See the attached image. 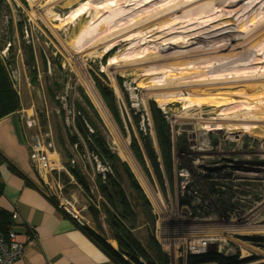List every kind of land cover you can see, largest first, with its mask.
Masks as SVG:
<instances>
[{
  "label": "rangeland",
  "instance_id": "obj_1",
  "mask_svg": "<svg viewBox=\"0 0 264 264\" xmlns=\"http://www.w3.org/2000/svg\"><path fill=\"white\" fill-rule=\"evenodd\" d=\"M94 1L107 12L93 8ZM82 2L89 10L78 19L65 18ZM179 20L163 37L157 36V29ZM191 33L196 36L162 44L164 38ZM148 38L153 41L145 42ZM110 57L121 61L110 65ZM178 61L187 66L195 61L196 68L181 76L177 68L147 79L142 75L152 66ZM0 63L19 98L14 112L20 130L57 160L47 182L80 205L83 225L103 234L112 248L117 249V242L109 236L106 201L96 179L98 174L105 178L107 167L91 154L74 124L75 104L81 102L77 86L102 119L105 128L100 130L112 150L127 163L149 200L156 217L154 235L170 264L180 259L184 264L186 244L199 237L217 243L221 254L237 252L239 259L253 257L252 264H264V88L255 85L253 93L214 103L203 98L233 92L229 85L241 75H263L264 0H0ZM203 64L212 67H198ZM54 82L60 85L55 95ZM170 82L191 86L172 90ZM221 82L227 86H218ZM152 101L169 123L171 178L161 161ZM217 102L225 105L216 107ZM138 111L137 123L133 116ZM244 124L250 129L245 131ZM218 125L222 128L214 130ZM74 133L82 151L77 143L71 145ZM147 134L162 183L145 151ZM133 138L141 159L132 150ZM68 159L78 164L88 188L66 168ZM120 184L131 200L133 191L123 172ZM114 197L119 203L117 192ZM132 206L141 216L139 204L132 200ZM138 237L144 242L140 233Z\"/></svg>",
  "mask_w": 264,
  "mask_h": 264
},
{
  "label": "trees",
  "instance_id": "obj_2",
  "mask_svg": "<svg viewBox=\"0 0 264 264\" xmlns=\"http://www.w3.org/2000/svg\"><path fill=\"white\" fill-rule=\"evenodd\" d=\"M23 23L24 19L21 18L18 21V25L21 30ZM52 61L57 62L58 59L52 58ZM54 85L55 91H52L54 93L53 95H55L57 90L60 88V85L57 82H54ZM104 89L106 92L104 90L103 93H110L108 88L104 87ZM76 90L80 94L81 102H77L75 104V110L78 114L74 119V124L82 137L85 139L88 150L91 151V154L96 155L98 159L107 167V170L104 173L105 178L101 179V175L98 174L96 179L97 187L106 201L104 204V213L105 219L108 223L109 236L116 240L117 249L115 250L112 248L107 243L104 235L100 234L95 228L87 225H82L81 227L84 229L87 236L99 248H101V250L105 251L116 264H170L169 255L162 249L154 235L156 217L152 212L149 200L142 192L127 163L117 156L105 136L102 134L100 127L105 128V125L97 111L94 109L92 103L85 95L83 89L80 86H77ZM109 97L111 98V95H109ZM18 108L19 98L13 91L11 79L5 69V66H2L0 63V118L16 111ZM150 111L153 117V124L155 127L162 165L166 173L168 172L167 177L171 178L172 173L170 171L172 170V149L170 143L169 123L165 119L163 112L156 106L154 101L150 103ZM141 114L142 113L140 112V114L136 113L133 116L137 123ZM86 123L89 124L91 130L85 125ZM149 136V134L143 136L145 151L151 158L154 165V171L162 183L161 172L158 168V162L156 160V151L153 148V143ZM61 140L64 142L63 137H61ZM69 140L72 143L71 145H75L74 143H77L78 150H83L82 144L77 142L76 133L70 135ZM131 147L137 157L141 159L135 138L131 141ZM65 149L68 153V149L66 147ZM70 155L71 154H69V156ZM64 165H66L69 172L79 181V183H81L84 188H88L87 182L81 174L78 164H71L70 159H68ZM122 172L126 174L128 186L133 191L131 194L132 199L130 198L131 200L127 198V193L120 184ZM62 176L66 181H68L65 175L62 174ZM114 192H117L120 197L119 203L114 202ZM211 192L215 193V191ZM132 200L139 204L141 212L143 210L141 216H138L134 211ZM184 203L187 204L186 201ZM11 215L12 214L0 209V232L3 234L11 228ZM94 225L98 228L95 222ZM141 225H144L143 228L138 229L137 227ZM138 233L143 236L144 242L140 240ZM239 256L240 255L237 252L236 254L225 255L216 250H208L199 255L186 253L184 264H252L251 262L256 259L253 257L239 259ZM179 264H182L181 259Z\"/></svg>",
  "mask_w": 264,
  "mask_h": 264
},
{
  "label": "crops",
  "instance_id": "obj_3",
  "mask_svg": "<svg viewBox=\"0 0 264 264\" xmlns=\"http://www.w3.org/2000/svg\"><path fill=\"white\" fill-rule=\"evenodd\" d=\"M32 143L17 112L0 118V209L12 214L11 229L24 246L12 264H116L59 208L30 158ZM50 162L58 167L56 158Z\"/></svg>",
  "mask_w": 264,
  "mask_h": 264
},
{
  "label": "bare ground",
  "instance_id": "obj_4",
  "mask_svg": "<svg viewBox=\"0 0 264 264\" xmlns=\"http://www.w3.org/2000/svg\"><path fill=\"white\" fill-rule=\"evenodd\" d=\"M152 0H146V2H150ZM143 2V1H141ZM145 2V1H144ZM83 3V2H82ZM93 5H91L93 8L97 9V11H100V12H107V9H105L104 6H102L101 3H98V2H93L92 3ZM89 5L87 2L81 4L79 7H76L74 8L72 11H70L69 13L66 14V17L65 18H69V19H78L84 12H86L87 10H89ZM96 11L97 15H98V12ZM95 16L94 19L92 20V22H90L89 24H92L94 22V20L98 19L99 17L98 16ZM164 15V14H163ZM163 15H158V18H162ZM159 20V19H158ZM182 20H179V21H176L174 23H171V24H168V25H164L163 27L157 29L156 31L157 32H160L157 36H159V38L163 37L164 33H167V31L165 30H170L174 27V25L177 23V22H181ZM190 30H193V29H190ZM189 30V31H190ZM173 32V31H170V33ZM194 33H191V34H188L187 37H182V36H170L168 38H164L162 40L165 41V40H169L170 41H176V40H184V39H188V38H191V37H194L196 35H193ZM139 36V35H137ZM149 37H152L153 34H150L148 35ZM184 38V39H183ZM131 38H125L124 41H128L130 40ZM148 41H153L152 38H148L145 42H148ZM162 44H165L164 42ZM161 51V49H160ZM165 55V54H164ZM119 59H116V57H110L109 58V61H108V64L112 65L114 63H118ZM183 64L185 66H183ZM187 62L183 63V61H178V62H172V63H164V64H159V65H155V66H152L150 67V71H147V72H143L142 75L145 76V78L147 79L149 76L151 75H155L157 74L158 72H164V71H167L169 70L170 72H175V68L177 69H180L181 71L183 72H178L179 75L181 76L182 74H188L189 73V69H194L196 68L195 64L196 62L194 61L193 63H190L188 66H187ZM198 67H203V68H209V67H212L211 65H208V64H203V65H199ZM157 68H160L159 71H157L156 69ZM192 72V71H190ZM178 76V77H180ZM175 78V77H174ZM153 85V84H152ZM209 85H211L209 83ZM257 85L256 87L259 88H264V73L263 75L259 76V77H255L254 75H250V76H247V75H241L239 77H237V80H235L234 82H231L230 85H229V88L230 90H233V92H230V93H219L220 95H211L209 98L208 97H203L205 98L206 100L208 101H211L214 103V101L216 99H224V100H227L228 98L230 99L232 95L234 94H237V93H247V92H251L253 93V89H257L253 86ZM191 85H186L185 83H172L170 82L168 84V87L172 90H179V89H185V88H189ZM218 86H227V83L226 82H221L218 84ZM202 88L204 89H207L209 87H206V86H203ZM264 93L260 92V95H262ZM243 97L247 98L245 95H242ZM260 98H263V97H260ZM227 103H229L227 101ZM231 103H232V100H231ZM216 107H222L223 105H225V102H222V103H215ZM103 106V104H102ZM250 109V108H249ZM245 131L246 130H249L250 127L248 125H242L241 126ZM253 127V126H252ZM222 127L220 125L216 126V127H213V129H221ZM212 128H208L207 130H211Z\"/></svg>",
  "mask_w": 264,
  "mask_h": 264
},
{
  "label": "built area",
  "instance_id": "obj_5",
  "mask_svg": "<svg viewBox=\"0 0 264 264\" xmlns=\"http://www.w3.org/2000/svg\"><path fill=\"white\" fill-rule=\"evenodd\" d=\"M75 146V145H74ZM30 158L40 170L42 178L45 180L50 179L52 171L54 170L51 165L50 158L47 151L39 145L33 143V150L30 153ZM48 188L52 195L58 198L59 208L67 215L75 219L79 224H83L81 219V207L78 203L67 200L62 196L56 188L48 183ZM13 217V216H12ZM207 237L194 238L188 241L185 246V252L190 254H203L207 251L209 243ZM23 244L18 239V235L11 228L6 233L0 232V264H12L15 260L23 255Z\"/></svg>",
  "mask_w": 264,
  "mask_h": 264
},
{
  "label": "water",
  "instance_id": "obj_6",
  "mask_svg": "<svg viewBox=\"0 0 264 264\" xmlns=\"http://www.w3.org/2000/svg\"><path fill=\"white\" fill-rule=\"evenodd\" d=\"M208 247L209 250L215 251L217 249V243H210ZM226 247H227L226 245L223 246V251L225 250Z\"/></svg>",
  "mask_w": 264,
  "mask_h": 264
}]
</instances>
